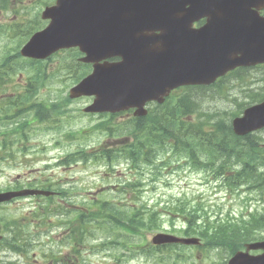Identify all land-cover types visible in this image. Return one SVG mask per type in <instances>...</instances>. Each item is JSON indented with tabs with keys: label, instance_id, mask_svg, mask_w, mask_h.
<instances>
[{
	"label": "rangeland",
	"instance_id": "rangeland-1",
	"mask_svg": "<svg viewBox=\"0 0 264 264\" xmlns=\"http://www.w3.org/2000/svg\"><path fill=\"white\" fill-rule=\"evenodd\" d=\"M4 7L5 3H1L0 10ZM17 8L24 14L19 15L18 22L41 9L25 12L23 6ZM14 19L11 9L0 11V64L26 41L27 27L31 31L42 25L13 28ZM33 19L35 16L28 22ZM72 54L60 52L48 61L16 58L10 61L14 70L0 66V70H8L5 80L0 82V124L3 125L0 126V191L16 190L17 186H48L58 191V196L51 200L28 197L0 205V220L7 227L6 246L0 248V264H226V255L249 241H227L223 247H227L228 253L219 248L211 253L183 244L156 248L151 244L152 237L156 230L183 231L185 217H192L196 228L206 224L209 230L238 216H242L239 220H247L249 213L264 217V200L246 186L240 195L227 182L223 181L222 189L219 188L212 171L211 174L194 171L185 164L187 159L183 155L159 153L154 163L134 166L123 151L134 139L132 130L110 132L99 128L97 124L109 118L82 111L93 98H69L70 89L83 78V66L80 69L77 61L81 55ZM262 69H254L220 89H198L196 94L181 89L176 94L196 96L199 109L229 124L232 113H238L240 106L248 104L250 94L264 96ZM36 70L38 73L45 70L48 77L35 80L39 86L37 92L25 97L27 78ZM77 70L81 73L78 80ZM87 71L90 73L91 67ZM38 102L50 105L43 120L37 119L36 111L29 108ZM10 111L13 116L6 117ZM193 116L197 121L202 118L200 112ZM228 116L232 118L230 121ZM128 117V114L117 115L112 125L122 126ZM254 139L263 145L264 130ZM80 151L87 158L80 159ZM136 162L140 164L141 159ZM249 162L257 164V161ZM125 183L133 186L122 192L124 188L119 185ZM262 184L264 187V181ZM103 201L114 202L122 209L121 222L111 228L105 225V219H112L109 211L114 206L107 208L103 219L97 209ZM134 210H140L145 218L153 214L154 227L142 225L141 230L134 231L135 224L129 223L135 217ZM255 235L264 237V230Z\"/></svg>",
	"mask_w": 264,
	"mask_h": 264
},
{
	"label": "water",
	"instance_id": "water-1",
	"mask_svg": "<svg viewBox=\"0 0 264 264\" xmlns=\"http://www.w3.org/2000/svg\"><path fill=\"white\" fill-rule=\"evenodd\" d=\"M183 10L172 0H58L44 12L50 25L35 34L21 54L46 59L79 48L93 72L70 90V97H94L86 113H118L134 109L146 116L150 102L162 104L173 90L208 85L237 66L264 62V18L256 10L264 0H186ZM177 14V15H176ZM207 17L199 31L193 21ZM159 31L160 34H155ZM118 56L121 61L106 62ZM104 61V62H103ZM238 135L264 127V103L234 121ZM46 192L0 193V203L16 196ZM155 244H196L197 239L159 234ZM264 241L251 244L229 264H264Z\"/></svg>",
	"mask_w": 264,
	"mask_h": 264
},
{
	"label": "trees",
	"instance_id": "trees-1",
	"mask_svg": "<svg viewBox=\"0 0 264 264\" xmlns=\"http://www.w3.org/2000/svg\"><path fill=\"white\" fill-rule=\"evenodd\" d=\"M16 58H18V55H14L13 57L9 56L5 58L3 64H0V66H6L9 69L14 70V64L13 62L11 64L10 61ZM87 69L88 67L83 65V76L88 72ZM45 70L40 73L36 70L33 76L27 78L32 89L28 86L25 94L37 92L39 86L36 84L35 80L46 79L48 75ZM0 73H2L0 76V82H2L5 80L8 70H0ZM77 73L78 80L79 77L81 78V73L79 70H77ZM190 100H192V97H189L187 94L176 95L167 100L163 105L153 104L146 117L132 116L129 120L124 121L126 122L124 125L117 126L116 128L112 125V120L117 115H111L112 117L109 120H104L98 123L97 126L103 130H110V132L115 130L118 132L121 130H129L128 128L132 130V132H129L134 139L124 147L123 151L125 152V157L130 159L134 166L140 167L142 164L150 165L154 163V159L159 153H163L164 155H183L194 168L204 170L209 174H211L212 171L213 176H225L227 179L231 180V175L228 173H232L238 169L235 168V162H232L233 157H242L241 154H237L240 152V146L237 144L235 137L230 135V131L222 130V128L225 127L223 121L227 120L213 118L208 111L200 115L203 118H199L197 121L198 123L196 121L191 122L187 117L194 113V108L196 105L198 107L199 103L193 102L194 104H192ZM55 106L56 105L54 104L53 107ZM10 114L11 111L8 113V116ZM230 120L231 117L228 116V121ZM206 126L216 127L219 130H208ZM196 133L201 137L199 135H194ZM229 135L233 138L234 142L228 138ZM263 153L264 149H259L255 142H251L248 145L247 155H252L254 159H260V161H263V157L259 158ZM87 156L88 155L85 154L83 155V158L85 159ZM140 159L141 163L139 164L136 161H139ZM240 166L241 170L238 174L246 184L249 183L253 184L250 186H254V184L262 183V181H264V164L253 165L249 162L246 163L245 160H243V163H240ZM229 183L230 185H233V182ZM125 186L127 188L128 186L133 185L126 183ZM100 203L101 204L98 205L97 209L101 212L100 216L103 219L107 208L114 206V209L109 211L112 219H105V225L108 228L115 226L117 222H121L122 209L119 205H116L114 202L110 203L109 201H103ZM133 213L135 217L129 223L135 224L136 228L134 231L141 230L140 228H142V225L154 227L153 223L156 221V218L153 214H151V217L145 218L140 214V210H134ZM189 219L191 220V218ZM137 221L138 224L136 223ZM189 223L191 226L188 231H185V233L188 234L191 230V235L197 233L205 241H236L239 238L258 240L260 237H256L255 234L260 229L264 230V217L255 215H251L250 220L242 222V225L237 226L234 223L228 222L221 224L220 226L226 231H221V235L217 237H209L208 233L205 231H201L199 234V231L193 228L192 222L190 221ZM261 225H263V228ZM106 226H104V228Z\"/></svg>",
	"mask_w": 264,
	"mask_h": 264
},
{
	"label": "flooded vegetation",
	"instance_id": "flooded-vegetation-1",
	"mask_svg": "<svg viewBox=\"0 0 264 264\" xmlns=\"http://www.w3.org/2000/svg\"><path fill=\"white\" fill-rule=\"evenodd\" d=\"M55 2H56V0H0V4L5 3V7L0 11L11 9L12 12L15 13V19L13 22H11V23H13L12 27L18 28L19 25L25 24L33 16L38 17L39 13L42 14L41 12L47 6L53 5V4H55ZM17 6H23V10H25V12L28 11L29 9H34V11L36 12V9L38 7H40L41 9L38 12H36V14H34L33 16L27 15L28 16L27 20H23V21L18 22V20L20 18L19 15L23 16L24 14L19 13V11H21V9L18 10ZM262 14H264V10L262 11ZM43 21L45 23L44 27H46L47 24L49 23V21H45V20H43ZM205 23H206V19L202 18V19L195 21L193 24V27L197 29V28L202 27ZM44 27L39 28V30L43 29ZM261 68H263L262 70H264V64L258 65L256 67H254L253 69H261ZM261 78L264 81V75ZM263 92H264V89H263Z\"/></svg>",
	"mask_w": 264,
	"mask_h": 264
}]
</instances>
